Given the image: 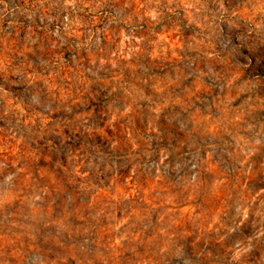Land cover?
I'll use <instances>...</instances> for the list:
<instances>
[{
	"label": "rangeland",
	"instance_id": "obj_1",
	"mask_svg": "<svg viewBox=\"0 0 264 264\" xmlns=\"http://www.w3.org/2000/svg\"><path fill=\"white\" fill-rule=\"evenodd\" d=\"M0 264H264V0H0Z\"/></svg>",
	"mask_w": 264,
	"mask_h": 264
}]
</instances>
